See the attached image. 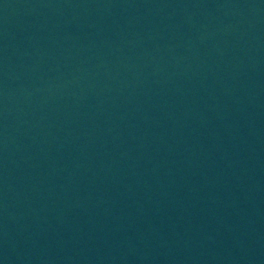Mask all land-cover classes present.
<instances>
[{
	"label": "water",
	"instance_id": "water-1",
	"mask_svg": "<svg viewBox=\"0 0 264 264\" xmlns=\"http://www.w3.org/2000/svg\"><path fill=\"white\" fill-rule=\"evenodd\" d=\"M246 0H0V264L88 151Z\"/></svg>",
	"mask_w": 264,
	"mask_h": 264
}]
</instances>
